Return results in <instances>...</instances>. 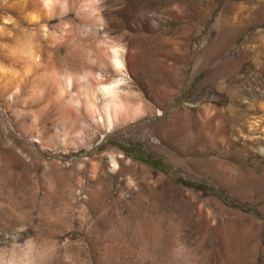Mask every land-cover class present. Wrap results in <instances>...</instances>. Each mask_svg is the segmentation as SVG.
<instances>
[{
  "label": "rangeland",
  "instance_id": "rangeland-1",
  "mask_svg": "<svg viewBox=\"0 0 264 264\" xmlns=\"http://www.w3.org/2000/svg\"><path fill=\"white\" fill-rule=\"evenodd\" d=\"M0 264H264V0H0Z\"/></svg>",
  "mask_w": 264,
  "mask_h": 264
},
{
  "label": "bare ground",
  "instance_id": "bare-ground-1",
  "mask_svg": "<svg viewBox=\"0 0 264 264\" xmlns=\"http://www.w3.org/2000/svg\"><path fill=\"white\" fill-rule=\"evenodd\" d=\"M114 52V51H113ZM117 52V51H116ZM122 59H120L119 60V56L117 55V53L115 54L114 53V56H113V59L111 60V62H112V64L114 65L115 64V66L116 65H120V61H121ZM1 73H2V71H1ZM5 74V73H4ZM3 73H2V77H3V75H4ZM7 74V73H6ZM43 73H41V75H42ZM28 75V74H27ZM44 75V74H43ZM46 75L48 76L49 74L48 73H46ZM14 76H16V75H14ZM13 75H12V77H14ZM53 76V75H52ZM16 77H19V76H16ZM25 76L23 75V77L22 78H24ZM27 77V76H26ZM20 79V78H19ZM45 79H46V77H42L41 78V80H40V82H39V85H41L42 83L44 84V82H45V84H46V82H48L47 81V79L48 80H51V81H54V80H52V79H50V78H48L47 77V79H46V81H45ZM17 80V79H16ZM15 80V81H16ZM24 81L26 80V79H23ZM38 80V81H39ZM17 81H19V80H17ZM24 81H22V82H24ZM56 81H57V79H56ZM13 82H14V80H13ZM19 83V82H18ZM18 83L16 84L17 85V87L19 88L20 86H18ZM53 84H55L54 82H52ZM58 83V82H57ZM60 83V82H59ZM20 84H21V82H20ZM32 84V83H31ZM34 84V83H33ZM36 84H37V82H36ZM49 83H47V85H48ZM35 85V84H34ZM46 85V86H47ZM50 85V84H49ZM59 85V84H58ZM112 85V84H111ZM32 86V85H31ZM36 86V85H35ZM42 86H44L45 87V85H42ZM57 86V85H56ZM114 86H116V85H114ZM53 87H54V85H53ZM115 88V87H114ZM113 88V86H101V87H99L98 88V90H99V92H100V96H101V98H102V101L104 102V105H103V110H104V118L106 119V120H108L109 118V115L111 114V113H119V112H122V106H121V104L119 103V101H118V95H117V91L115 90ZM17 89V88H16ZM20 89V88H19ZM42 89H43V87H42ZM52 89V88H51ZM56 90V89H55ZM59 90H60V88H59ZM34 91V90H33ZM88 110V109H87ZM90 111V110H89ZM88 111V112H89ZM102 119V118H101ZM109 121V120H108ZM107 121V123H109ZM263 148V147H262ZM261 148V149H262ZM241 149V148H240ZM261 153H262V150H261ZM111 160H112V158H111ZM114 161V160H113ZM116 162V161H115ZM112 163V162H111ZM113 164H115V163H112V165Z\"/></svg>",
  "mask_w": 264,
  "mask_h": 264
}]
</instances>
